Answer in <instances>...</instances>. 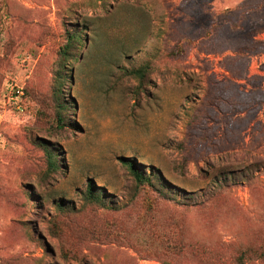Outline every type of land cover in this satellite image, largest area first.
Returning a JSON list of instances; mask_svg holds the SVG:
<instances>
[{"label":"rangeland","instance_id":"obj_1","mask_svg":"<svg viewBox=\"0 0 264 264\" xmlns=\"http://www.w3.org/2000/svg\"><path fill=\"white\" fill-rule=\"evenodd\" d=\"M262 245L264 0H0V264H239Z\"/></svg>","mask_w":264,"mask_h":264},{"label":"trees","instance_id":"obj_2","mask_svg":"<svg viewBox=\"0 0 264 264\" xmlns=\"http://www.w3.org/2000/svg\"><path fill=\"white\" fill-rule=\"evenodd\" d=\"M67 35L68 36L65 39V44L60 49V54L64 58L68 57V55H70L72 50H74L75 46L78 43H80V41H81L79 31H74L71 34H67ZM63 68H64V66L62 67V69ZM144 72L145 71L143 69H136V70L127 71L126 75L132 76L134 78H142L144 75ZM62 77L63 76L61 74H59V78H62ZM66 107L67 106H65V104L63 102L57 103V109H59V110H63ZM59 110L57 111V123H58V127H62V126H64L65 121L63 120V117L60 115ZM44 152L46 155L47 164L51 168V170L58 169V165L55 161L56 154H54L52 150H49L47 148H44ZM130 172H131L132 176L134 177L136 183H138V184H144V183L150 184V178L146 177L145 175L136 171L132 165L130 166ZM159 181L162 182L163 179L161 178V179H159ZM87 193L92 199L101 200L99 194L93 193L90 188H88ZM252 257L254 258V260L263 261L264 260V245H262L256 249L246 248L245 250H243L241 252V254L238 256L237 259H238L239 264H244L245 260H248V259L250 260Z\"/></svg>","mask_w":264,"mask_h":264}]
</instances>
